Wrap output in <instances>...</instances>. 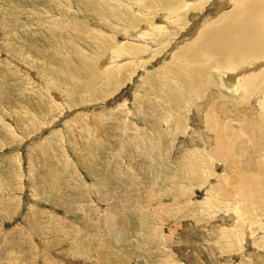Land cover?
I'll return each instance as SVG.
<instances>
[{"label": "rangeland", "instance_id": "obj_1", "mask_svg": "<svg viewBox=\"0 0 264 264\" xmlns=\"http://www.w3.org/2000/svg\"><path fill=\"white\" fill-rule=\"evenodd\" d=\"M75 1L76 0H0V183L11 184L10 187H8V185L0 187V264H162L163 260L165 261L164 264H168L170 258L174 261L178 260L181 264H264V215H261L264 214L262 213L263 211L260 212V210L258 211L253 208L245 212H241V210L238 209L240 210L239 212L232 208L233 204L230 203L231 201L228 199H218L219 201L217 204L219 208L214 206V210L209 214L198 208V205H204L210 198L209 192H206L204 188L209 185L214 186V184L219 181L217 176H224L227 172L225 170V162H221L220 165L222 166H219L217 169L213 166L215 168L212 169L214 176H210L208 180H203V182H206L203 187L195 185L189 189V187L183 186L189 194V197L184 199L179 197L180 199L177 198L175 200L170 197L163 198L165 194L169 192V184L172 183V181V184L175 183L174 180L171 181V179L167 178L169 175L179 174L180 172V170L176 168V163H178L181 158V151L185 150L183 148L186 146H192L191 148L196 147L192 144V141L198 143L200 146V143L206 140V134L203 132L205 129L204 123L200 122V115L198 113L200 108H197V106L203 105L200 104L201 102L203 103L205 101L201 97V100H198L194 105L192 101H187L185 99V105L187 107L184 106V112H181L183 118L181 117L179 122H177L180 123L178 127L183 128L187 126L188 129L186 132H181L178 136L176 135L177 137L174 136V140L176 138L178 150L175 148L170 157H173L172 159L175 161L174 166L176 169L174 167L171 169L167 168V170L164 171L165 173L163 172L160 176L161 179L159 177V181L155 180L157 182L156 186L150 185L151 182H149V184L145 186L140 185L139 187H135L137 190L134 189L131 191L132 193L122 192L121 194L116 192H110V194H108L106 190L111 181H121L122 178H128L126 172L130 171V169L127 167H131L130 164L132 163L136 164L137 162V164L140 165L141 161V163L144 164L143 166L147 163L146 169L152 167L150 168L152 171L155 170L154 168H157V160H155L156 158L151 152L148 155L146 154L148 157H146L145 154L142 156V154H138L140 150L136 148L139 142L137 140L141 138L140 136L139 138L137 137V131L140 129L139 127L146 130L148 124H144L140 115H135L134 112L138 109V107L136 108L135 106H138L140 103L139 96L143 97L144 93L146 95L147 91L153 90L154 88V86L152 87L151 85H146V87L142 88L143 83H146V80H148L151 74H157L160 70L162 71L166 64H188V66L185 67L190 68L191 65H189V63L194 58V56L191 58L192 49L190 48L196 43L201 42L199 39H201L200 34L202 32H198L207 27H209V29H207L210 31L223 28L228 24L230 19H221H225L233 8H240L241 2L239 0H235L233 3L230 1L222 6L220 3H216L215 5L211 4L213 1L216 2V0H208L207 5H205V3L204 6L199 9L196 5L200 2L199 0H190V2L187 0L186 3L178 1L177 5L179 4L183 6V8L179 9L177 14H179L182 20L188 22V24L185 22H176V18H168V11H166L165 8L161 10L162 7L157 8L151 5L152 0H95V7H97V11L101 12V17L99 15L95 16L93 22L92 17L85 20L84 15H81L83 13L78 11L75 7ZM128 1L132 3V6L129 7L127 5L130 3ZM110 5L112 6L109 7ZM127 7L128 11L135 18L126 14V20H128V18L137 19L136 21L138 24L135 27H131L128 32H125L122 28L128 26L122 23V25L117 27L120 33L118 32V39L115 40L113 37L114 34L111 32L113 31V27L108 25L110 21L108 19L111 18L112 15H115L116 11L123 12ZM64 9L69 10L71 14L69 15V13L64 12ZM183 10H185L184 13ZM187 12L190 14H187ZM154 14H157L155 18ZM184 14H187V18ZM239 15L240 11L237 13L238 17L231 21L237 23L245 16ZM203 17L210 19L209 21L206 19V22L203 23L200 28L198 25L203 21ZM167 19L170 20L167 22ZM76 20L79 23L74 22ZM146 22L149 25H147ZM172 22L173 24H171ZM175 23L177 26L174 25ZM73 24L79 25V27ZM145 25H147V28ZM71 27L73 29H71ZM167 27L169 30L165 29ZM85 28H87L89 32H87ZM106 30L108 32H106ZM151 30L152 32H150ZM75 31H77V33ZM145 31L148 32L145 34ZM136 32L137 34L140 32L142 36H138ZM195 32L198 34H195ZM167 33H172V35H168ZM187 33L193 35L189 37ZM212 33L213 32H210L205 39L207 38L209 40L213 35ZM163 34H167L168 36L163 38ZM91 35L92 37L97 36L98 39H95V41L103 39V36L105 40L107 39L106 41L110 43H107L105 50H101L100 54H95L94 56V63L96 62L92 74L94 77L95 75L100 76L99 74L107 70V72H109L107 75L110 74V76L112 75L115 79H121V73L125 71H122V68L126 67L124 69L129 72L130 66H132L135 71L132 75L127 72V79L124 80L121 85H118L111 96L96 102L87 100L83 103L80 101V104L70 103V96L72 97L73 94H89V92L86 93V89L83 85L87 86L92 80L90 76L83 79L86 81H82L83 87L75 84H65L64 82L65 85L62 86L61 90L59 87L56 90L52 88L53 93L49 92L47 88H45L44 91H36L37 86L40 88L43 83L46 84V82H48L47 84L51 85L42 75L37 59L35 60L34 57H30V53H28L26 59L22 58L26 60V63H23V60L19 59L21 61H17L13 58L14 54L12 51H7L9 48L11 50L15 49L17 46L24 47L28 45L29 47L31 44H34L35 40L36 42L40 41L43 44L45 43L43 49L53 50V48L56 47V52L60 49L59 54L67 59L70 57L69 53H72V45L76 43L77 49L84 55H87L84 52L87 53L90 51L86 43L91 40ZM134 35L135 38L133 39L132 36ZM144 35L145 38L143 37ZM146 36H148L147 39H149V42H146ZM156 36L158 38L160 37L157 41H155L157 39ZM128 37H131L130 39L133 40L137 39L135 42H132L143 49L148 48L149 51L147 50L148 52L145 51L139 54V62L131 59L129 61L127 59L129 57H114V63L116 62V64L112 63L110 58L111 55L109 58H106V54L108 52L112 54V51L115 52L120 44H130L128 42ZM167 37H171V40ZM205 39L204 41L206 42L207 39ZM178 41H180V43ZM178 43L179 45H177ZM9 44L11 45L9 46ZM152 44L155 46L153 47L154 49L150 51L152 49ZM79 45H81L82 48ZM14 46L16 47L14 48ZM114 46L116 47L114 48ZM196 48H198L196 50H199L198 45ZM170 51L175 53V56L181 55L183 58L177 61L178 63H173L175 58H171L173 56L172 53L169 55ZM263 54L254 55L256 57H262ZM232 55L238 56L240 60L232 57ZM88 58H91V56L88 55ZM263 60L264 57L258 58L256 59L257 62L251 63L253 62L251 55L247 50L245 51L242 49H234L225 53L210 55L207 64L212 67L210 72L216 75V77H214V89H220L225 94L235 96L233 92L225 88V86L230 87L231 85V78H228L229 72L232 76H236V73L238 75L242 70H246L247 67L253 65L258 71L257 74H259L264 70ZM233 61H236L237 66L246 65V67L227 72L226 70L231 67L230 64ZM107 62L109 65L106 64ZM215 69L223 71L219 74ZM249 72H253V70L250 69ZM48 73L45 74L51 77ZM231 75L229 77H231ZM30 77L33 81L28 80ZM174 81L175 80H172V82ZM56 83L59 84V82ZM98 84H101V81H98ZM257 85L264 86V79L259 81ZM138 88L139 91L141 90L140 92L138 91L140 94L136 92ZM179 89L183 91L182 87ZM34 91L40 92L41 94L38 95ZM12 98L15 102L9 103L8 101ZM21 102H23V104ZM7 103H9V109H15L11 112L12 115L9 114L8 109L5 108ZM19 103L23 109L29 111L23 112L21 107H18L20 106L18 105ZM86 105L91 106V109H86V107H88ZM247 105L249 108L246 112L250 113L252 117H264L260 104H258L254 98ZM140 107L144 110L142 104ZM53 110L55 111L51 112ZM101 111L114 112V114H110L108 122L107 117L103 118L104 120L102 119L104 123L108 125H103V123H101L102 127H97L95 117H98L96 115L99 112L101 113ZM123 111H125V115L129 112V114H127L128 116L126 115L124 117ZM57 113H61V115H57ZM160 113L159 111L158 114L162 115ZM103 114L106 115L105 112H103ZM117 115L119 117L123 116L118 122L120 125L117 124L116 121H111V118L118 117ZM89 116L92 117V119H90ZM163 119H158V124L160 123L159 126L162 129L161 131L165 128V126L161 124L164 121ZM29 120H34L36 125L39 124V126H34V131L28 126ZM195 120H197V122ZM112 122L113 125H110ZM187 122H189L188 125H185ZM132 123L134 124L131 125ZM98 125H100V123ZM106 125L109 128H103ZM115 125L118 126L119 129L114 128ZM147 128L149 129L146 131L151 133L153 130L151 129L152 127L148 126ZM234 128H236V126H234ZM30 130L31 132H29ZM117 132L121 133V135ZM122 132L129 135L131 139H127L128 136L122 134ZM114 136L118 139H115ZM132 137L135 138V140H133ZM192 138H197V140L194 141ZM243 138L247 141V138ZM97 139L103 143L98 144ZM94 141H96L97 145H95L96 143ZM129 142L134 146H131L132 144ZM42 146H46L47 148L40 149ZM126 146L129 148L127 149ZM120 147H123L124 151H122V153L125 154L126 152L125 155L128 154L127 157L129 156V159L123 160ZM153 153L157 154L155 150ZM167 154L168 151H165L162 157L165 158ZM245 155L244 158L240 156L244 164L246 160H249L246 153ZM133 156L136 158L135 160ZM162 157L160 159H162ZM176 157L179 159H176ZM258 159L264 161V157ZM154 161H156L154 163L155 165H150L153 164ZM135 164L132 166H139ZM239 166V168H241L243 163L239 164ZM123 168L125 169L123 170ZM161 170L163 171L164 167ZM252 170H254V168L250 167L249 172L257 175ZM155 171H157V169ZM129 173L132 175L135 172L131 171ZM227 173L231 175V172ZM138 176L139 174L137 176L134 174V177ZM260 179L264 186V177L260 176ZM160 182H162V184ZM183 182L182 184L190 186L186 184L185 181ZM221 183L222 181H220V184ZM34 184L37 185L35 186ZM151 186L152 191L155 192L149 190ZM227 186L232 187V183H228ZM36 189L39 191H36ZM75 190L86 195L85 201L89 202L88 205H83L85 210L77 204L70 205L67 202L68 198L76 194H71L69 195L71 197L68 196L66 199L67 194L65 193H73ZM104 190L107 192H103ZM111 194L113 198L110 197L108 199L106 195L109 196ZM138 198H140L139 200L143 203L145 199L148 200V202L150 199L152 201L162 199L164 203L168 202L170 208L182 210L179 211L180 213L174 214L171 219L167 221L168 225L166 224L162 227V233L164 232L163 239L170 234L171 229L169 228L173 224L179 226L176 230L177 234H173V236L170 237V244L165 245L163 249H158L157 254L155 249L148 245L149 238L147 233L145 229L141 228L139 225V214L133 212L134 205H144L141 201H136ZM127 199L133 200L129 201ZM63 200L64 202L61 203ZM120 200H123L124 203L121 204ZM181 200L183 201L181 202ZM173 201L177 203L179 201V204H171ZM189 205L197 209L195 217H190L188 214L187 206ZM66 206H68L69 209H67L68 207ZM34 209H37V211ZM39 211H45L49 213V215L43 214L39 216L40 213H37ZM163 214L164 213H161V215ZM203 214L206 216H203ZM253 214L255 215L252 218ZM245 215L249 217L246 218ZM177 217L179 219L182 218L180 222L179 219H175ZM250 217L253 220L256 219L257 225H255V222L251 220ZM200 218L202 219L200 220ZM240 218H244L245 220L242 219L243 222H239L241 221ZM246 220H250L249 222L253 224ZM246 223H248L249 227L246 226ZM259 223H262V225ZM256 226L257 232L260 230L257 237L251 236L250 241L246 243L245 238L249 229L251 227L256 228ZM243 227L246 228L243 229ZM236 228L237 230H235ZM224 229L232 230L231 233L234 239L232 243L226 246V249L222 247L225 242L223 240L226 238H220ZM227 240H229V238ZM163 241L166 242V244L168 243V239ZM188 241H190V243H188ZM176 242H180V247L173 245L176 244ZM170 245H172V247L168 249ZM172 254L177 258L174 259L171 256Z\"/></svg>", "mask_w": 264, "mask_h": 264}, {"label": "bare ground", "instance_id": "obj_2", "mask_svg": "<svg viewBox=\"0 0 264 264\" xmlns=\"http://www.w3.org/2000/svg\"><path fill=\"white\" fill-rule=\"evenodd\" d=\"M178 1H183L186 3L187 0H152L151 5L156 6L157 8L162 7L161 10H163V8H165V10L168 11V15H167L168 18H170V19L176 18V22L181 23V22H185V21L181 19L179 14H177V12L179 9H182L183 6H180L179 4L177 5ZM199 1L200 2L196 5H197V8L201 9L205 3H206L205 5H207L208 0H199ZM230 1L232 3L235 2V0H216V2L213 1L211 4L215 5L216 3H220L223 6V5H226L227 3H229ZM239 1L241 2L240 8H233L232 11L225 17V19H223V18L221 19V20L230 19V21L228 22L227 25H225L223 28L216 30V31H213V30L210 31V30H208L209 27H207L208 29L205 28V29H202L201 31L198 32V33L202 32L200 34L201 39H199V41H201V42L196 43L195 45H193L190 48V49H192V51H191L192 55L190 54L191 58H193V56H194L193 60H191L190 63L187 62V63H189V65H191L190 68L185 67V66H188V64H186V65H183V64H181V65H172V64L167 65L166 64V66L164 65L165 67L163 66L164 68L162 69V71L160 70L157 74H151V76L148 78V80H146V83H143L142 88L146 87V85H151L152 87L154 86V88H153V90L147 91L146 95H145V93H144V95L141 93L143 95V97L139 96L140 103L138 104V106H135L136 108L138 107V109H136L134 113H135V115H140L141 119L144 121V124H148L146 126V130L149 129V128H147L148 126H151L152 127L151 129H153V130L150 133L149 131L142 129L141 127H139L140 129L136 128V129H138V131H137L138 136L137 137L139 138V136H140L142 138V139L140 138L137 140L139 142L137 143L138 147H136V148H137V150L138 149L140 150L139 153L138 152L137 153L142 154V156L144 154L146 156V154L148 155L150 152L152 153V155H154V157L156 158L155 160H157V163H156L157 168H154V169L155 170L157 169V171L150 170V168H152V167H149L148 169H146L147 163L143 162L146 164L145 166H143L144 164H142L140 160H138V161H140V165L137 164V162H136V164L135 163L130 164V162L128 161L129 164L131 165V167H127L128 169H130V171L126 172V174H128L129 179L128 178H122L121 181H115V182L111 181L109 186L106 188V190L108 191V194H110V192H116L118 194H121L122 192H125V193L129 192L130 193L134 189L137 190V188H135V187H139L140 185L145 186V185L149 184V182H151L150 185L156 186L157 182L155 180H158V178L162 175V173L165 170H167V168L168 169H171L172 167L175 168V166H174L175 161L172 159L173 157L172 158L170 157V156H172L175 148L178 150L176 138L174 140V136H176V135L178 136L179 133L186 132V130L188 129L187 126H185L183 128L178 127V124L180 125V123H177V122H179V119H181V117H182L181 112H184L183 108L187 107L185 105L186 104L185 99L187 101H192V103L194 105L195 103L198 102V100H201V98H203L205 101L203 103L202 102L200 103L203 105L197 106V108H200V111L198 113L200 115V122L204 123L205 129L203 132H205V134H206L205 135L206 140L202 141L200 143V146L198 145V143L192 141V144L196 146L194 148H191L192 146H186L185 148L182 147L185 150L184 151L180 150L181 151V158H180L179 162L176 163V168L178 170H180V172H179L180 175L179 174L169 175V177L167 179H171V181L174 180L175 183L172 184L173 183V181H172V183L169 184L170 185L169 190H168L169 192L166 193L163 198H167V197L169 198L170 197L173 200H175L179 197H181L183 199L186 197H189V194L186 192V190L184 189L183 186H187V187H189V189H190V187L192 188L195 185H198V187H203L204 184L206 183V182H203V180H208V178L210 176H214L212 169H215V168L217 169L219 166H222V165H220L221 162H225L226 163L225 170L227 172H231V175H229L226 172L224 174V176H217L219 181L216 184H214V186H212V185L206 186L204 188V190L206 192H209L210 198L206 201V203L204 205H202V204L198 205L199 206L198 208L200 210H204L205 212H208V214H209L214 210V208H213L214 206L216 208L217 207L219 208V205L217 204L219 201L218 199H228L229 201H231L230 203L233 204L232 208H234L236 210L240 209L241 212L250 211L253 208H255L256 210H258V211L260 210V212L263 211L262 213H264V186L262 185V181L260 179V176L264 177V161L263 160L261 161L258 159L260 157H264V117L254 118L250 115V113L246 112V110L249 108V106L247 104H249L251 102V100L254 98L255 101L258 104H260V106L262 108L261 111L264 113V86L257 85L259 81L264 79V70L262 72H260L259 74H257L258 71H257L256 67L253 65H250L249 67L246 68V70H242V72H240L238 75L236 73V76H232L229 72L231 77H229L230 75L228 74V78L229 79L231 78V82H230L231 85H230V87L225 86V88H227L229 91H231L235 94V96H232V95H228V94L223 93V91L220 89H214V87H213L215 85L214 77H216V75H213L210 72L212 70V67H210L207 64V60L209 59L210 55L218 54V53H225V52H228L229 50H234V49H242L245 51L247 50L248 53L251 55V58L253 60V62H251V63L257 62L256 59L264 57V54H263V51H264V0H239ZM128 2H130V1H128ZM189 2H190V0H189ZM74 3H75V7L77 8V10L83 13L81 15H84L85 20H88V18L92 17V21H93L95 16H97V15H99L101 17V12L97 11V7H95V0H76ZM123 4H124V1H123ZM70 5H71V3H70ZM104 5H105V3H104ZM107 5H109V4H107ZM127 5L130 7V6H132V3L130 2ZM111 6L112 5H110L109 7H111ZM106 9H107V7H106ZM184 11L185 10H183V13H184ZM239 11H240L239 16L245 15L242 18V20H239L237 23H235L234 21H231V20L238 17L237 13ZM64 12L69 13V15L71 14V12L69 10H66V9H64ZM128 12L129 11H128V7H127L123 10V12H117L116 11L115 15H112V17L109 19L107 18L111 22L110 21L108 22V20L106 19L108 22V25H110V27H113V31H111V32H112V34H114L113 37L115 40L118 39L119 29L117 27L122 25V23H124L128 26V27L122 28L125 32H128L131 27H135L138 24L136 21L137 19L135 20L132 18H128V20H126L127 19L125 17L126 14L128 16H133L130 12L129 13ZM73 13H75V12H73ZM150 14H152V13H150ZM187 14H190V13L187 12ZM187 14L186 15L184 14L186 18H187ZM156 15L157 14H154V18ZM105 16H106V14H105ZM133 18H135V17L133 16ZM154 18H153V20H154ZM206 19L207 18L205 17L203 19V21H201V23L198 25V27L202 26V24L206 22ZM209 19L210 18H208L207 20L209 21ZM162 20H164V19H162ZM169 20L167 19V22ZM74 22L77 23L78 21L76 20ZM185 23H188V22H185ZM185 23H183V24H185ZM146 24H147V22H146ZM171 24H173V22ZM73 25L79 27V25H75V24H73ZM80 25H82V24H80ZM147 25H149V24H147ZM147 25H145L146 28H147ZM174 25H176V23ZM72 27H71V29H73ZM85 29L87 30V32H89V30L87 28H85ZM165 29H168V27ZM165 29H163V30H165ZM196 29H197V27H196ZM77 31H75V32L77 33ZM177 31H179V30H177ZM106 32H108V31L106 30ZM147 32L145 31L144 33L146 34ZM150 32H152V30ZM210 32H213L212 33L213 35L212 36L210 35L211 37L209 36L210 37L209 40L206 38L208 42L207 41L205 42L204 39H205V37H207V35ZM198 33L195 32V34H198ZM136 34H137V32H136ZM167 34L172 35V33H167ZM167 34H165V35L163 34L165 36V37L163 36V38H166V36H168ZM137 35L142 36V35H140V32ZM150 35H151V33H150ZM191 35H193V34L190 33L187 36L191 37ZM129 36H131V35H129ZM143 37L145 38V35ZM102 38L103 39L99 40L100 42L95 41V39H98L97 36L92 37V35H91V40L87 41V43H86L88 48H90V51L87 53L84 52L87 55H84L81 51H79L77 49V43L75 42L76 44H73L72 48H71L72 53H69L70 57L67 59H65L62 55L59 54L60 49H58L57 52L55 51L56 47H54L53 50L43 49V46L45 45V43L43 44L40 41L36 42L35 40H34V44H31L29 47H28V45H26L24 47H18L15 44L17 46V47L14 46V48L16 47L15 49L10 50V48H9V49H7V51H9V52L12 51L14 54L13 58L17 61H21L23 59H26V56H28V53H30L29 54L30 57H34L35 60L37 59V62H39V65H40L39 68L42 71V75L46 78L47 81H49V83L51 85H48L47 84L48 82H46V84L43 83L42 87L39 88V86H37L36 91H40V90L44 91L45 88H47L49 90V92L53 93L52 88H54L53 90H56L59 87V89L61 90L62 86L65 85L66 83L82 86L83 85L82 81L86 82L83 79L90 76L92 78V80L87 84V86L83 85L84 88L86 89V93L89 92V94H80V93L78 95L73 94L72 97L70 96V98H71L70 103L71 104H78L80 101H81V103H83L84 101L86 102L87 100L92 101V102L93 101L96 102L98 100H102L108 96H111L115 92V90L117 89L118 85H121L124 82V80L127 79V74L129 73L132 75L135 72L133 70L132 66H130L129 72H128V70L124 69L126 67L122 68V71H124V70L125 71H124V73H121V77H120L121 79H115V77H113L112 75L110 76V74L107 75V73H109V72H107L106 69H105L106 71H104V73L99 74L100 76L95 75V77H94L92 75L93 71H94L93 67H94V64L96 63V62L94 63L95 54H100L101 50L106 49L105 47L107 46V43L110 44L109 41H106L107 39L105 40V38L103 36H102ZM130 38L131 37H128V40H129L128 42L130 44H128V45L120 44V46L116 48L115 52L112 51V54H109V52L108 53L105 52V53H107L105 57L109 58V56L111 55L110 58H111L112 63H114L116 57H125V58L129 57V58H127L129 61L131 59L133 61L139 62L140 61V60L138 61L139 54L144 53L145 51L148 50V48L143 49L142 47L135 45L133 43L137 40V39L133 40L135 38V35L132 36L133 39H130ZM147 38H148V36H146V42H149V39H147ZM167 38H169L171 40V37H167ZM158 39H160V37L159 38L157 37V39L155 41H157ZM7 41H8V39H7ZM140 41H142V40H140ZM69 42H70V40H69ZM178 42L180 43V41H178ZM164 43H166V42H164ZM179 43L177 45H179ZM10 45L11 44H9V46ZM150 45H151V43H150ZM197 45L199 46V50H196V49H198V48H196ZM79 46L82 48L81 45H79ZM154 46L155 45L152 44V47H151L152 49L150 51H152L154 49L153 48ZM156 46H158V45H156ZM27 47H28V50H27ZM115 47L116 46H114V48ZM172 48H174V47H172ZM25 53H26V55H25ZM171 53L172 52L170 51L169 55ZM254 54H263V56L262 57H256ZM88 55L91 56L92 59L88 58ZM143 55H145V54H143ZM172 56L173 57H171V58H173V59L175 58V60H173V63H175V64L178 63L177 61H179L181 58H183V56H181V55L175 56V53H172ZM97 57H95V58H97ZM232 57L240 60V58L236 55H232ZM189 58H190V56H189ZM19 59H21V60H19ZM126 60H124V61H126ZM108 62H109V60H108ZM108 62L106 64H108ZM118 62H121V61H118ZM263 62H264V60H263ZM23 63H26V60H23ZM32 63H34V62H32ZM27 64H28V62H27ZM114 64H116V62ZM131 64H134V63H131ZM230 66H229L230 68L226 70L227 72L228 71L232 72V71H235L237 69H241L243 67L244 68L246 67V65L237 66L236 61H233L230 64ZM108 68H110V67H108ZM139 68H141V67H139ZM214 68H216V67H214ZM250 69H252L253 72H249ZM215 71H217L219 74H221L222 73L221 71H223V70L220 71L219 69H215ZM48 72H50V73H48ZM114 72H115V70H114ZM45 73L50 74L51 77H48ZM204 76H206V77H204ZM28 80L33 81V79L31 77L28 78ZM172 80H175L176 83H175V81L172 82ZM98 81H101V84H98ZM56 82H59V84H57ZM64 82H65V84H64ZM180 87L183 88V91H180V89H179ZM36 91H34V92H36ZM138 91H139V88L136 90L137 94L141 90L139 92ZM36 93L38 95L41 94L40 92H36ZM219 95H220V97H219ZM52 96H53V94H52ZM153 96H154V98H153ZM136 97H137V95H136ZM145 98H147V99H145ZM39 99H41V98H39ZM8 102L13 103L15 101H13V98H12ZM35 102H36V100H35ZM9 103H7L5 108H7L8 113L12 115L11 112L14 111L15 109L14 108L9 109V106H8ZM21 103L23 104V102H21ZM141 104L144 107V110L141 109V107H140ZM18 105H20V103ZM135 105H136V103H135ZM86 106H88V105H86ZM116 106H118V105H116ZM14 107H16V106H14ZM18 107H21V110H23V112L29 111V110L23 109L21 105ZM188 108H190V107H188ZM86 109H91V106L86 107ZM54 111L55 110H53L51 112H54ZM159 111L161 112L160 114L163 115L164 119L162 118V115L158 114ZM51 112H50V114H51ZM103 112H105L106 115L103 114ZM123 112H124L123 113L124 117L127 114H129V112H127L125 115V111H123ZM130 112H131V110H130ZM111 113L114 114V112L101 111V113L99 112L96 115L98 117L93 116V117H95V120L97 121V124H96L97 127L101 126V123H103V125L107 124V123H104L103 118L107 117V122H108V119H110ZM24 114H26V113H24ZM58 114L59 113H57V115ZM115 114H117V113H115ZM59 115H61V113ZM118 115H119V113H118ZM175 115H176V117H175ZM122 117L118 116V117H114L113 119L111 118V121H113V122L116 121L117 124H119L118 122L122 119ZM184 117H186V116H184ZM89 118L92 119V117H90V116H89ZM159 118L164 120V121L162 120L163 122L161 123V124H163V126H165L163 131H161L162 129L159 126L160 123L158 124ZM57 119H58V117H57ZM195 121L197 122V120H195ZM113 122L110 125H113ZM160 122H161V120H160ZM183 122H184V120H183ZM43 123H45V122H43ZM99 123H100V125H98ZM188 123L189 122H187V124H185V125H188ZM133 124L134 123H132L131 125H133ZM107 125L103 128H109V127H107ZM28 126H30L32 128V129L31 128L30 129L34 131V129H35L34 126H39V124L36 125V122L34 120H32L28 123ZM181 126H183V125H181ZM234 126H236V128H234ZM135 127H133V128H135ZM114 128L119 129V127L116 125L114 126ZM31 130L29 132H31ZM117 133H119V132H117ZM133 133H134V131H133ZM107 134H109V133H107ZM111 134H114V133H111ZM119 134L121 135V133H119ZM122 134L127 135L124 132H122ZM101 136H102V134H101ZM127 136H128L127 139L128 138L131 139V137H129V135H127ZM133 137H136V136H133ZM243 137L247 138V141H245V139ZM114 138H115V136H114ZM111 139H112V137H111ZM115 139H118V138H115ZM192 139L194 141L197 140V138L196 139L192 138ZM133 140H135V138H133ZM94 142L96 143V141H94ZM134 142H136V141H134ZM97 143L100 144L103 142H101L100 140L97 139ZM97 143L95 145H97ZM129 143H131V142H129ZM124 144H123V146H124ZM127 146H128V143H127ZM129 146H130V144H129ZM131 146H134V145L132 144ZM44 148L46 149L47 147L46 146L40 147V149H44ZM128 148L129 147H127V149ZM134 149H135V147H134ZM50 150H49V152H50ZM154 150L157 152V154L153 153ZM122 151H124L123 147L120 149L121 153H122ZM165 151L166 152L168 151V154L164 158V157H162V154H164ZM158 152H160V153H158ZM245 153L247 154L249 160H246V163L244 164L243 160L240 159V156H243V158H244L246 156ZM125 154H126V152H125ZM125 154L122 153L124 161H125V159H129L128 158L129 156L127 157L128 154L127 155H125ZM132 154H133V152H132ZM176 156H178V155H176ZM140 157H141V155H140ZM146 157H148V156H146ZM161 157H162V159H160ZM177 158L178 157H176V159ZM135 159L136 158L134 157V160ZM137 159H138V156H137ZM36 160H37V158H36ZM144 161H146V160H144ZM155 162L156 161H154L153 164H150V162H149V164L155 165L154 164ZM241 163H243V166L241 168H239L240 167L239 164H241ZM133 164L139 165V166L134 167V166H132ZM150 165H148V166H150ZM123 167H125V166H123ZM163 167H164V170L162 171L161 169ZM250 167L254 168V170H252V171L255 172L257 175L249 172ZM124 169L125 168H123V170ZM131 171L135 172L134 174H136V176L139 174V176L134 177V174L131 175L129 173ZM143 175H145V176H143ZM160 179H161V177H160ZM164 181H165V179H164ZM183 181H185V183L189 184L190 186L182 184V183H184ZM220 181H222L221 184H220ZM112 182H114V183H112ZM162 182H160V183L162 184ZM228 183H232V187H228L227 186ZM5 185H8V184L0 183V187H3ZM10 185H8V187H10ZM152 186L149 188L150 191H152ZM11 189H13V188H11ZM45 190H46V188H45ZM106 190H104L103 192H107ZM36 191H39V190L36 189ZM152 192H155V191H152ZM152 192H151V194H152ZM147 193H148V191H147ZM147 193H145V194H147ZM65 194H67L66 199L68 198L69 195L76 194L75 195L76 197L75 196H73V197L69 196L71 198H68L69 201L67 200V202L70 205L77 204V205L81 206V208L83 207V205H88L89 201H85L86 195H84L83 193L77 192L75 190L73 193L68 192ZM65 194H64V196H65ZM192 194H193V191H192ZM107 195H106V197H108V199L111 196H113L112 194L109 196H107ZM135 197H136V195H135ZM148 197L151 198L150 196H148ZM111 198H113V197H111ZM133 199H127V200L130 201ZM139 199L140 198L136 199V201L140 202L141 200H139ZM182 201L183 200H181V202ZM63 202H64V200L61 203H63ZM120 202H121V204L124 203L123 200H120ZM143 204H142L143 206L134 205L133 206V212H135L136 214H139V216H140V220H139L140 224L139 225L141 226V228H144L146 233H147V236L149 238L148 239L149 247L154 248L156 251V254H157L158 249H163L165 245L170 244L169 243V242H171L170 237H172L173 234L174 235L177 234L176 230H177V228H179V226H177V224H176V226H175V224H173L174 226L172 225L169 228V229H171L170 234H168V235L165 234L167 236H165L162 239L163 233H164V232L162 233V227H164V225H166V224L168 225L167 221L170 220L174 214H176L182 210L181 209L175 210V209L170 208V205H168V202L164 203V201L162 199L158 200V201H152L150 199L149 202H148V200L145 199ZM171 204H175V205L179 204V201H178V203L176 201H173V203H171ZM66 207H68V206H66ZM187 207H188L187 211H188V214L190 215V217H195L197 209H195L194 206H190V205ZM67 209H69V207ZM83 209H84V207H83ZM240 210H238V211L240 212ZM35 211H37V209ZM37 213H40L39 216H41L43 214L49 215V213H46L45 211H39ZM161 213H164V214L161 215ZM255 214H253L252 218L254 217ZM248 215H249V213H248ZM261 215L263 216L264 214H261ZM203 216H206V215L203 214ZM247 217H249V216H246V218ZM175 219H179V218L177 217ZM181 219H179V222ZM201 219L202 218H200V220ZM240 219H241V221H239V222H243L242 219L245 220L244 218H240ZM250 219H251V217H250ZM152 220H154V221H152ZM251 220H253V219H251ZM255 220H253V221L255 222V225H257V222ZM246 221L249 222L250 220H246ZM239 222H238V224H239ZM249 223H252V222H249ZM235 224H237V223H235ZM260 225H262V223ZM241 226H245V225H241ZM246 226H248V223H246ZM167 227H169V226H167ZM248 227H247V229H248ZM234 228H235V226H234ZM244 228H246V227H243V229ZM235 230H237V228ZM51 231H52V229H51ZM231 231L224 229V231H222V234L220 236V238H223V237L226 238L223 240V241H225L223 246H222L224 249H226V246H228L230 243H232L234 241ZM259 231L260 230H258V232ZM224 232H226L227 234ZM237 232H240V231H237ZM258 232H257V226H256V228L251 227L249 229L247 235H246V238H245L246 243L250 241L251 236L257 237ZM228 238H229V240H227ZM236 238H238V237H236ZM258 238H259V236H258ZM165 239H168L167 244H166V242L163 241ZM217 239H216V241H217ZM69 241H71V240H69ZM179 243L180 242H176V244H173V245L180 247ZM188 243H190V241H188ZM259 243H260V241H259ZM171 247H172V245H170L168 247V249ZM258 247H260V246H258ZM263 247H264V245H263ZM90 255H91V253H90ZM168 256H170V255H168ZM171 256L174 259L177 258V257L175 258L174 257L175 255L173 256V254ZM164 263H165V261L163 260L162 264H164ZM168 264H181V263H179L178 260L174 261L173 259L170 258L168 260Z\"/></svg>", "mask_w": 264, "mask_h": 264}]
</instances>
